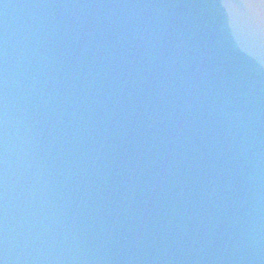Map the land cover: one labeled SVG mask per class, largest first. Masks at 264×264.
<instances>
[{"label":"water","instance_id":"1","mask_svg":"<svg viewBox=\"0 0 264 264\" xmlns=\"http://www.w3.org/2000/svg\"><path fill=\"white\" fill-rule=\"evenodd\" d=\"M3 259L264 264V0H0Z\"/></svg>","mask_w":264,"mask_h":264},{"label":"clouds","instance_id":"2","mask_svg":"<svg viewBox=\"0 0 264 264\" xmlns=\"http://www.w3.org/2000/svg\"><path fill=\"white\" fill-rule=\"evenodd\" d=\"M5 8L8 7V5H4ZM70 7H78V8H92V7H111V8H117V7H147L148 5H127V4H73V5H67ZM119 103V101H117ZM100 106H103L105 108V111H108L107 105L104 101H101L100 105L97 106L99 108ZM86 111L92 112V105H89ZM121 112L123 113V108H121ZM114 114V110L112 112ZM128 115H131V113H126L122 115L115 123L111 122V118H105L103 115H100L97 113L98 119L101 122V127H97L96 122L94 121L92 124V128L96 130L99 136L102 137V140L99 142L100 146L94 149H88L87 152L82 153V155L87 158L88 152L94 151L96 153L95 160L100 162V164L103 165V168L105 169L104 175L107 177V179L110 181L112 177V169H113V162L120 158L121 163L126 166L129 170V172H134L136 168L132 167V162L134 161V158L129 157L128 159H124V153L127 151L122 152L121 149L123 148V144L125 140L127 139L128 135V128L124 127V122L127 121ZM128 127H131V124L129 122ZM149 127H151L149 125ZM123 129L124 135H118L117 130ZM137 135H140L139 129H134ZM96 141H94L95 143ZM163 142V141H162ZM137 143V149L140 148L139 140L136 141ZM136 163V166H139L138 161H134ZM170 170V169H169ZM0 264H7V260L3 259L0 260Z\"/></svg>","mask_w":264,"mask_h":264}]
</instances>
